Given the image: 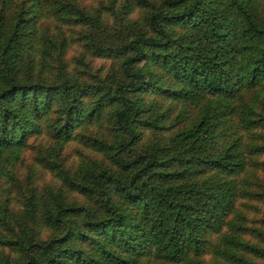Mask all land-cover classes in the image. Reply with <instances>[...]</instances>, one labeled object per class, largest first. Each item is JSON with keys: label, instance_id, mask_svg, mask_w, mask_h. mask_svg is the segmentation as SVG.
<instances>
[{"label": "trees", "instance_id": "16d2710c", "mask_svg": "<svg viewBox=\"0 0 264 264\" xmlns=\"http://www.w3.org/2000/svg\"><path fill=\"white\" fill-rule=\"evenodd\" d=\"M10 2L0 0V264H205L208 247L221 264H260L264 217L249 225L246 210L264 201L261 0H160L109 43L83 31L87 49L119 59L110 81L52 60L66 38L55 45L37 19L91 24L71 2ZM144 93L169 103L144 105ZM144 127L154 135L139 146ZM41 133L52 143L36 161L64 190L37 185L32 165L12 188L2 178ZM70 139L101 158L65 167L57 153Z\"/></svg>", "mask_w": 264, "mask_h": 264}, {"label": "rangeland", "instance_id": "374dc122", "mask_svg": "<svg viewBox=\"0 0 264 264\" xmlns=\"http://www.w3.org/2000/svg\"><path fill=\"white\" fill-rule=\"evenodd\" d=\"M10 3H17L18 0H10ZM66 2H71V4L80 10L83 14L88 16L89 24L87 27L79 23V20H75L70 25L65 24L60 19L56 18L54 15H51L50 12L47 15H41L38 17L37 23H43L47 37L50 38L54 44H58L62 38H66V44L64 53L60 56H54L53 62L56 63L55 59H61L65 63L66 71L69 73H76L82 79L87 81H95L97 78H103L104 76L108 81L119 76V59H116L112 56H99L93 53L91 50L87 49L82 43H84V33L88 34L90 39L101 38L102 41L109 43L113 41L116 35H120L125 30V27L135 25V27H140V23L137 18H140L142 14L147 10L153 8L155 4L159 3L160 0H63ZM131 1L133 7L131 8L125 2ZM220 1V0H219ZM260 6L254 11L258 15L259 20L263 15L264 0H261ZM262 7V8H261ZM79 15V14H78ZM127 16L129 19L136 20L135 24H128L123 20V17ZM86 29L84 30V28ZM124 27V28H123ZM100 34V35H99ZM53 53H56L55 51ZM34 57H38V53H34ZM56 57V58H55ZM46 61L49 59L45 58ZM142 99L144 105L150 102H162V108L167 106L169 100L160 98L156 93H144L142 94ZM181 99L177 102L172 101L174 106L171 108L169 117L174 116L178 108L182 105ZM189 110H194V113H197V106H190ZM171 120V119H170ZM170 120H166V124H169ZM174 123V124H172ZM169 127L176 130L177 125L180 126L179 122L175 123V120L172 119ZM107 129L104 128L103 133ZM166 132V131H165ZM154 134L149 128H143L141 139L138 141V145L142 146L152 137ZM29 144L21 152L18 158L12 163L11 168L9 169V176H4L3 181L10 179L13 182L12 188L16 189L17 184L20 180L26 179L25 175L27 173L29 165H32L35 174V183L40 184H49L53 188H61L64 190V187L61 185L60 180L56 174L50 172L43 164L37 162L36 156L44 152V149L51 145V138L45 134L41 133L34 137H30ZM137 148H139L137 146ZM216 148H213L215 150ZM212 150V151H213ZM83 157V158H82ZM90 158H101L100 153H96L90 148H86L82 145L77 139H70L67 142H64L60 151L57 153V160L60 161L65 167H68L70 170H73L79 160ZM264 158V155L261 156V159ZM56 173V172H55ZM258 176L260 175L261 180L264 182V172L257 171ZM13 178V179H12ZM8 183V180L6 181ZM23 189L20 188V194ZM18 193V191H16ZM12 193V192H11ZM17 193H12L11 201L9 203L10 207L20 205L19 196ZM73 193V192H72ZM21 194V196H22ZM75 198H80L77 195H72ZM246 197L242 194L237 197L235 205H239L240 209H245V200ZM248 205L251 207V210H246L247 212V224L252 225L254 220L264 217V201H249ZM252 221V222H251ZM114 245H118L116 242H113ZM212 247L203 252L201 255L204 257L205 264H221L224 263L218 256L211 254ZM151 253V252H150ZM152 254V253H151ZM148 264H184V262L170 263L164 262L161 260H153L152 257L145 258ZM260 264H264V259L256 260ZM67 264V263H65ZM75 264H81L76 263Z\"/></svg>", "mask_w": 264, "mask_h": 264}]
</instances>
